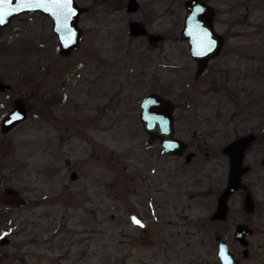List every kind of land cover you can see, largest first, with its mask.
I'll return each mask as SVG.
<instances>
[{
  "label": "rangeland",
  "instance_id": "obj_1",
  "mask_svg": "<svg viewBox=\"0 0 264 264\" xmlns=\"http://www.w3.org/2000/svg\"><path fill=\"white\" fill-rule=\"evenodd\" d=\"M138 1L134 15L108 2L76 1L90 12L68 55L41 15L21 17L3 33L0 79L14 91L0 95V124L17 100L28 108L25 121L0 130L4 184L28 202L18 213L0 211V231L16 229L0 249L3 264H219L215 237L239 254L236 225L255 227L244 198L254 194L256 176V202L264 203V0H210L226 43L211 75L199 80L181 40L187 0ZM135 19L163 42L132 37L128 25ZM151 92L180 105L182 139L205 143L186 171L166 168L176 176L159 177L146 161L154 151L139 103ZM56 94L62 103L51 106ZM251 133L257 142L244 156L249 171L228 201L229 219L205 226L227 184L230 158L223 149ZM163 179L179 187L167 190ZM132 212L154 224L150 235L131 226ZM249 239L255 248L256 234ZM17 253L25 262L15 261Z\"/></svg>",
  "mask_w": 264,
  "mask_h": 264
},
{
  "label": "water",
  "instance_id": "obj_2",
  "mask_svg": "<svg viewBox=\"0 0 264 264\" xmlns=\"http://www.w3.org/2000/svg\"><path fill=\"white\" fill-rule=\"evenodd\" d=\"M209 0H187L185 8L187 14L183 29L181 31V40L187 41L191 56L199 64L198 74L201 73L208 62L219 56L225 46L226 38L220 34L214 25L216 16L215 9L208 4ZM17 8L19 10L12 11ZM139 4L137 0H130L128 4L129 12H137ZM84 9L77 6L76 0H72L70 6L55 5L51 0H46L41 7L24 6L13 0L11 5H4L5 23L0 25V40L3 29L10 23L12 18L22 14H33L42 12L48 15L53 21V32L56 34L60 51L63 55H68L75 49L81 39V30L79 28V16ZM11 12V15L8 13ZM129 32L132 36H143L147 34V29L142 22L133 21L129 25ZM158 37H151L150 40H158ZM214 42V45L213 43ZM14 87L0 80V92H12ZM178 107L171 99L153 92L140 102V121L143 130L150 137V142L155 139L161 140V145L167 155H181L185 152L187 144L176 136L174 123V111ZM28 118L26 105L19 101L15 107L2 120V131L8 132L18 124ZM257 142V136L253 133L240 137L225 146L223 152L230 158L229 178L227 187L221 192L218 198V206L214 212L213 220H225L228 217L230 196L241 188V180L244 174L249 171V167L244 165V156L251 146ZM193 154H188L187 161H190ZM261 164L264 165V156ZM77 178L76 173L72 175ZM2 179L0 177V187ZM27 201L21 196L20 192L14 188H6L0 194V205L10 207H25ZM245 205L248 210H253V201L251 197L246 198ZM133 227L139 228L142 232H148V222L139 214L130 215ZM253 234V230L248 225H238L235 230L234 239L244 247L249 244L248 236ZM10 229L0 234V244L9 243L8 237ZM218 256L222 264H238L235 255L231 253L228 244L217 237Z\"/></svg>",
  "mask_w": 264,
  "mask_h": 264
},
{
  "label": "flooded vegetation",
  "instance_id": "obj_3",
  "mask_svg": "<svg viewBox=\"0 0 264 264\" xmlns=\"http://www.w3.org/2000/svg\"><path fill=\"white\" fill-rule=\"evenodd\" d=\"M76 1H78V0H76ZM129 1L130 0H98V3H100V4H103V3H106V2H108V3H110L112 6H114L116 9H118V10H122V9H125V11L128 13V14H130V15H134V14H137V12H139L140 11V9H141V4H140V2L137 0V2H138V4H139V9H138V11L137 12H129L128 11V4H129ZM185 3H186V1H185ZM185 3H184V5H185ZM76 4H77V6L79 7V8H81V9H84L83 10V12L80 14V16H79V20H78V23L80 22V19L82 18V16L84 15V14H87V13H89L90 12V10H89V8H86V7H83L80 3H78V2H76ZM208 4L210 5V6H212L211 4H210V0L208 1ZM213 7V6H212ZM214 8V7H213ZM186 9V8H185ZM215 9V8H214ZM216 11V10H215ZM36 15H41V16H43V17H45V18H47L49 21H50V23H51V26H52V30H53V21H52V19L48 16V15H46V14H44V13H42V12H36V13H33V14H22V15H19V16H17V17H15V18H12V20L10 21V23L3 29V31H2V35H1V40H0V44H2V36H3V33L7 30V29H9V27L15 22V21H17L19 18H21V17H33V16H36ZM186 17V16H185ZM216 17H217V11H216V16H215V19H214V25H215V23H216ZM133 21H139V22H142L144 25H145V27H146V29H147V34L146 35H143V36H139V37H136V36H132L131 34H130V32H129V34L132 36V37H135V38H147L148 39V41H149V43L151 44V45H154V46H159V44L160 43H162L163 42V38H162V36H160L159 34H155V33H153V32H150V29H149V27H148V25L145 23V22H143V21H140V20H130L129 21V25H130V23L131 22H133ZM128 25V26H129ZM80 28V27H79ZM216 29V28H215ZM80 30H81V28H80ZM158 37L159 39L158 40H154V41H151L150 40V38L151 37ZM81 37H82V30H81ZM225 37V36H224ZM12 39V38H11ZM15 39L16 38H13V41L12 42H8V46H11L12 44H14V42H15ZM58 40V39H57ZM80 42H81V39H80ZM80 44V43H79ZM79 46V45H78ZM77 46V47H78ZM60 47V46H59ZM76 47V48H77ZM75 48V49H76ZM188 48H189V45H188ZM74 50V49H73ZM72 50V51H73ZM223 52V51H222ZM189 53H190V50H189ZM222 54V53H221ZM220 54V55H221ZM190 56H191V53H190ZM218 57V56H217ZM216 57V58H217ZM191 58L193 59V61L196 63V67H197V70H196V73H195V77H196V79H201V78H204V77H207L208 75H211V73H210V70H211V63H212V61L215 59V58H213V59H211L209 62H208V64L206 65V67H205V69L201 72V73H199L198 74V71H199V64L197 63V61L191 56ZM1 80V79H0ZM1 81H3V80H1ZM14 91V90H13ZM12 91V92H13ZM12 92H0V95L1 94H11ZM151 93H153V92H151ZM156 93H158V92H156ZM158 94H160V93H158ZM61 99V100H60ZM144 99V98H143ZM142 99V100H143ZM141 100V101H142ZM19 101H22V100H17L16 101V103L17 102H19ZM140 101V102H141ZM23 102V101H22ZM24 103V102H23ZM58 103H62V97L60 98V96H57V94L54 96V97H52L51 99H50V104H51V106H54V105H56V104H58ZM25 104V103H24ZM26 105V104H25ZM139 105H140V103H139ZM26 108H27V106H26ZM180 109V105H178V107H176V109H175V111H174V118H175V120H174V123H175V128H176V136L178 137V138H180V139H182L179 135H178V127H177V125H178V123H179V121L181 120V117H180V115H178V110ZM27 110H28V108H27ZM140 112H141V108H140ZM139 117H140V113H139ZM139 120H140V118H139ZM141 122V121H140ZM142 124V123H141ZM143 127V126H142ZM0 130H1V133H5V132H3L2 131V121H1V124H0ZM12 130V129H11ZM145 132V131H144ZM186 144H187V148H186V150H185V152H183V154H181V155H167V154H165V152H164V148L162 147V145H161V140L160 139H155V140H153L152 142H150V137L148 136V143H149V147H148V150L149 149H152L154 152H152L150 155H149V157L147 158V160L146 161H151L152 162V166H150V168H152L153 169V171H154V169H156L157 168V172H159V177L160 176H162V178H164L163 177V175H164V173H165V171L167 172L168 171V173L170 174V173H173L175 176H176V170L175 171H170V170H166V168H171V167H173V166H175L176 168H181L182 167V169H184L185 170V167L186 168H188V167H191L192 165H193V163L195 162V160L197 159V157H198V152L200 151V149L202 148V146L205 144V143H203V142H200L199 140H197V139H189V140H184V139H182ZM196 140V141H195ZM188 154H193V157L191 158V160L190 161H187L186 160V157H187V155ZM207 154V156L209 155V153H206ZM156 156L158 157V159L156 158ZM228 158H229V156L228 155H226ZM153 158H155L156 160H157V162H154V160H151V159H153ZM165 158H166V160H165ZM263 158V157H262ZM177 160V166L175 165V164H170V162L172 163V161H169V160ZM261 161H262V159H261ZM165 162H167L166 164H164ZM261 164V163H260ZM147 166H149L148 164H147ZM261 166L264 168V165H262L261 164ZM186 171V170H185ZM185 171H183V172H185ZM177 172H179L178 170H177ZM248 173V172H247ZM246 173V174H247ZM74 174V173H73ZM72 174V175H73ZM246 174H244V176L246 175ZM71 175V176H72ZM76 175H77V173H76ZM78 176V175H77ZM244 176L242 177V180H241V188L240 189H242V182H243V179H244ZM0 177H1V179H2V185H1V187H0V194L6 189V188H9L10 186H5V184H4V175L2 174V172H1V170H0ZM153 177V176H152ZM228 178H229V175H228ZM228 178H227V184H226V187H227V185H228ZM164 180V179H163ZM255 181H254V186H255V192H254V194L253 195H251L250 194V192L249 191H246V193H245V198H244V205H245V200H246V198H248V197H251L252 198V201H253V210L252 211H250V210H248L247 209V207H246V205H245V208H246V211L248 212V213H250V214H254V220H255V227L253 228V227H251L250 225H248V223L246 222V221H244V222H239L237 225H236V227L238 226V225H248L249 227H251L252 228V230H253V234L251 235V236H253L254 234H256V246H255V248L253 247L254 245L250 242V237L251 236H248V241H249V244H248V246L247 247H244L243 245H241L238 241V244L240 245V250H239V254L238 253H236V252H232V250H231V248H230V246H229V244H228V242L227 241H225L224 240V238L221 236V235H218L219 237H222V239L228 244V246H229V249H230V251H231V253H233L234 255H235V259L238 261V264H244L246 261H248V260H250V259H252L253 260V262L255 263V264H264V233H259V231H260V229H259V227H262L263 228V230H264V203H261V202H256V176H255V179H254ZM163 184H165V183H167L166 185H167V190H171L172 188H174L175 186H177V187H179V184H178V181H176V182H169V181H166V180H164V182H162ZM158 187V189H159V187L160 186H157ZM225 187V188H226ZM11 188H13V187H11ZM224 188V189H225ZM15 189V188H14ZM165 189H166V187H165ZM240 189L238 190V191H236L235 193H233L231 196H230V198L232 197V196H235L237 193H239V191H240ZM221 194V193H220ZM220 196V195H219ZM219 196H218V198H219ZM174 199H176V193L174 194ZM148 200V199H147ZM160 202H163V201H160ZM27 205H28V202H27V204H26V206L25 207H10V206H2V205H0V211H4V212H11V213H14V212H19L20 210H23V209H26L27 208ZM217 206H218V199H217ZM229 206V205H228ZM133 213H137V214H139L138 212H132L131 214H133ZM229 213H230V208H229ZM229 213H228V215H229ZM130 214V215H131ZM214 214V213H213ZM130 215H129V221H130V223H131V226L133 227V224H132V222H131V220H130ZM140 215V214H139ZM141 216V215H140ZM213 216V215H212ZM144 220H146L147 222H148V228H149V231L148 232H142L139 228H135V227H133V228H135V229H137V230H139L142 234H143V236H148V235H150L152 232H153V230H154V224H152L148 219H146V218H144L143 216H141ZM228 217H227V219H225V220H213L212 219V217L210 218V221H209V223H205L204 225L205 226H208V225H212L213 223H226L227 221H228ZM168 224H172L171 222H169ZM236 227H235V230H236ZM7 229H10V235H9V237H8V240H9V243L8 244H6V245H1L0 244V249H3L4 247H6L7 245H10V243H11V237H13L14 235H15V232H16V229L15 228H11V227H8V228H5L4 230H1L0 231V234L1 233H3L5 230H7ZM234 234H235V232H234ZM218 236H216L215 237V242H216V238L218 237ZM216 245H217V257H218V261H219V264H222L221 263V260H220V258H219V256H218V244H217V242H216ZM14 257H15V261H22V262H25V258H24V255L23 254H20V253H17V254H15L14 255ZM5 261V259L2 257V254H0V264H3V262Z\"/></svg>",
  "mask_w": 264,
  "mask_h": 264
},
{
  "label": "snow or ice",
  "instance_id": "obj_4",
  "mask_svg": "<svg viewBox=\"0 0 264 264\" xmlns=\"http://www.w3.org/2000/svg\"><path fill=\"white\" fill-rule=\"evenodd\" d=\"M46 0H18V3L23 4L24 6H31L34 5L35 7H41L43 6V3H45ZM51 2L55 5H66L70 6L72 3V0H51ZM13 3V0H0V25H3L5 21V12H4V5H11ZM19 9L14 8L12 11H17ZM8 15H11V12L8 13ZM214 45V42H212Z\"/></svg>",
  "mask_w": 264,
  "mask_h": 264
}]
</instances>
